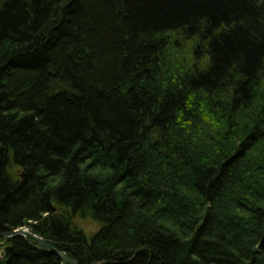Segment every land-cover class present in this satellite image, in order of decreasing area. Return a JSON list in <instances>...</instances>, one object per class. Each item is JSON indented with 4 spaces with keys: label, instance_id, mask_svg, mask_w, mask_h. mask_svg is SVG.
<instances>
[{
    "label": "trees",
    "instance_id": "trees-1",
    "mask_svg": "<svg viewBox=\"0 0 264 264\" xmlns=\"http://www.w3.org/2000/svg\"><path fill=\"white\" fill-rule=\"evenodd\" d=\"M27 226L77 264H264V0H0V233Z\"/></svg>",
    "mask_w": 264,
    "mask_h": 264
},
{
    "label": "water",
    "instance_id": "water-1",
    "mask_svg": "<svg viewBox=\"0 0 264 264\" xmlns=\"http://www.w3.org/2000/svg\"><path fill=\"white\" fill-rule=\"evenodd\" d=\"M16 237H23L25 239L33 240L40 247L44 248L45 250L51 252L52 254H54L58 257H60L64 261L65 264H77L71 258L68 257L66 252H62V251H59L58 249H56L53 245L48 243L46 239L38 236L34 232V230L29 226L18 229V230L13 231V232H9V233H0V238L13 239Z\"/></svg>",
    "mask_w": 264,
    "mask_h": 264
},
{
    "label": "rangeland",
    "instance_id": "rangeland-1",
    "mask_svg": "<svg viewBox=\"0 0 264 264\" xmlns=\"http://www.w3.org/2000/svg\"><path fill=\"white\" fill-rule=\"evenodd\" d=\"M58 210H60V209H58ZM72 223H73L72 226L76 227L79 231L83 232L84 236H86L88 238V240L98 231V225L90 218L79 216L77 218H74ZM4 239H6V238H4ZM5 248H6L5 244L3 242H0V260L5 258V252H4ZM55 248L58 249L59 251L64 252L63 250H61L57 247H55Z\"/></svg>",
    "mask_w": 264,
    "mask_h": 264
},
{
    "label": "bare ground",
    "instance_id": "bare-ground-1",
    "mask_svg": "<svg viewBox=\"0 0 264 264\" xmlns=\"http://www.w3.org/2000/svg\"><path fill=\"white\" fill-rule=\"evenodd\" d=\"M0 239H4V238H0ZM57 257H58V256H57ZM68 257H69V256H68ZM58 258L60 259V261H61L62 264H65L64 261H63L60 257H58ZM69 258H70V257H69ZM73 261H74V260H73ZM74 262H75V261H74Z\"/></svg>",
    "mask_w": 264,
    "mask_h": 264
}]
</instances>
